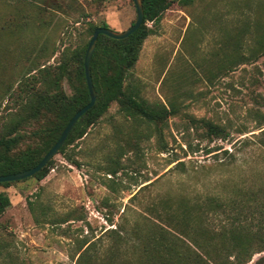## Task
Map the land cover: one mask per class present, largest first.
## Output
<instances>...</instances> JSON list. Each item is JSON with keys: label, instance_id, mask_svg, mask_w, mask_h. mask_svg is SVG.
Masks as SVG:
<instances>
[{"label": "rangeland", "instance_id": "374dc122", "mask_svg": "<svg viewBox=\"0 0 264 264\" xmlns=\"http://www.w3.org/2000/svg\"><path fill=\"white\" fill-rule=\"evenodd\" d=\"M178 1L148 22L156 33L124 84L160 116L113 102L52 158L43 180L0 184L11 200L0 213V264H145L150 240L178 241L183 253L160 252L154 264H196L182 228L198 225L216 233L215 255L232 264L234 216L264 225V0ZM136 17L134 0H0V137L27 101L23 89L43 87L41 68L56 78L61 62L88 45L92 25L124 31ZM81 85L70 61L59 88L71 97ZM56 121L43 112L23 122L11 154L43 148ZM242 264H264V252Z\"/></svg>", "mask_w": 264, "mask_h": 264}, {"label": "trees", "instance_id": "16d2710c", "mask_svg": "<svg viewBox=\"0 0 264 264\" xmlns=\"http://www.w3.org/2000/svg\"><path fill=\"white\" fill-rule=\"evenodd\" d=\"M142 1L145 9V19L137 31L120 40L113 39L104 34L99 35L97 48L91 61L93 81L97 91V102L80 118L59 152H64L67 145L71 144L75 139L84 137L87 134V129L93 126L109 110L113 102H118L121 109L127 113L140 114L149 120H156L160 116V112L150 110L139 102L133 93L127 92L124 84L139 60L146 39L156 33L154 28L149 26L148 22H153L155 25L161 21L164 13L177 0ZM178 2L182 5H190L192 0H180ZM101 26L108 27V24L103 23L102 25L91 26L92 36L95 29ZM88 45L82 49H74L71 52L70 59H64L61 62L58 66L56 78H52L50 68L46 66L41 68L42 76L40 83L43 86L42 88H37V90L23 89V92L27 95V101L18 110L12 112L11 120L6 126V132L0 137V147H2V150H0V175L12 174L36 166L58 141L74 114L90 102V91L87 85L84 63ZM70 61L76 64V73L82 82V85L77 87L76 93L71 97L67 96L65 91L59 88L60 79L69 71ZM25 86H28V84H25ZM24 111L25 114L23 115ZM43 112H52L57 116L55 124L44 132L46 139L43 148L40 150L33 149L26 152L23 156L12 155L11 150L22 139L23 135L18 132L23 122L37 119ZM164 112L169 114L174 113V110L165 109ZM260 123V129H263L262 132L264 133V118ZM206 124L212 135L218 137L225 135L220 126L208 122ZM211 151L208 150L209 153ZM51 165L52 160L33 177L39 181L43 180L48 175ZM13 182H0V184L10 186ZM10 204L11 200L9 196L4 192H0V213H3ZM29 205L31 210H34V204L30 200ZM241 217V213L236 214L234 216V224L230 228V245L233 251L230 257H235L234 262H230L232 264L248 262L255 254L264 252V225L261 223L252 227L243 225ZM198 228H204L206 232L200 234ZM183 229L188 230V235L186 236H191L193 240L192 245L197 247L196 249L188 244L187 252L185 253L189 254L190 258L196 259V264H210L209 260L215 261L216 264H224L223 260L219 261L221 258L215 255L216 247L213 248L214 246H211L209 243L212 240L211 238L216 237L215 232L209 231L202 225L192 227L193 232H190V228L184 227ZM224 233L225 230H222V234ZM178 240L180 239L178 238ZM144 252L147 259L145 264H154L160 252L173 256V259H180L178 257L183 256L178 241L168 246L162 241L150 240L148 243L144 242ZM181 263V261H174L172 264Z\"/></svg>", "mask_w": 264, "mask_h": 264}, {"label": "water", "instance_id": "95a60500", "mask_svg": "<svg viewBox=\"0 0 264 264\" xmlns=\"http://www.w3.org/2000/svg\"><path fill=\"white\" fill-rule=\"evenodd\" d=\"M134 3L137 9V17L133 25H131L128 29L124 31H116L109 27H103V26L97 27L89 42L84 63H85V73H86L87 85L90 91V102L74 114V116L71 118L70 122L68 123L64 131L62 132L58 141L47 152V154H45V156L36 166L30 169L12 173V174L0 175V182H11V181L26 179V178L34 176L37 172H39L43 167H45L52 160V158L59 152L61 147L64 146V144L66 143V140L70 136L72 130L74 129V127L76 126L80 118L96 104L97 91L95 89V85L93 81L91 61H92L94 52L97 48L99 35L104 34L113 39L120 40V39H124L128 37L129 35L133 34L135 31H137L144 23L145 9H144L142 0H134Z\"/></svg>", "mask_w": 264, "mask_h": 264}]
</instances>
